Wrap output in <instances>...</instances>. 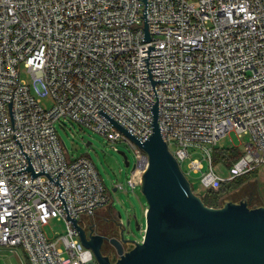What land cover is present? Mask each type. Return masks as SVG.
Instances as JSON below:
<instances>
[{
	"label": "built area",
	"instance_id": "2783aa9c",
	"mask_svg": "<svg viewBox=\"0 0 264 264\" xmlns=\"http://www.w3.org/2000/svg\"><path fill=\"white\" fill-rule=\"evenodd\" d=\"M42 95H51V108ZM156 103L181 167L190 145L231 130L249 135L228 176L215 171L206 147L207 188L264 163V0H0V246L21 248L30 264H89L72 219L113 195L90 156L69 155L56 122L130 144L135 189L149 156L98 110L144 141ZM203 161L193 157L182 169L203 170ZM53 218L66 223L65 234L47 235Z\"/></svg>",
	"mask_w": 264,
	"mask_h": 264
},
{
	"label": "water",
	"instance_id": "95a60500",
	"mask_svg": "<svg viewBox=\"0 0 264 264\" xmlns=\"http://www.w3.org/2000/svg\"><path fill=\"white\" fill-rule=\"evenodd\" d=\"M145 29L149 37L147 22ZM98 111L149 156L141 182L148 202L142 240L132 239L136 242L126 250L118 242L120 254L111 261L101 254L94 236L87 235L79 219H72L81 241L94 250L99 264H264V204L251 205L245 197L228 199L219 206L206 204L194 192L163 137L157 103L153 107V132L144 141L102 107ZM120 153L129 165L126 152ZM135 222L141 229L137 218Z\"/></svg>",
	"mask_w": 264,
	"mask_h": 264
},
{
	"label": "rangeland",
	"instance_id": "374dc122",
	"mask_svg": "<svg viewBox=\"0 0 264 264\" xmlns=\"http://www.w3.org/2000/svg\"><path fill=\"white\" fill-rule=\"evenodd\" d=\"M21 75L29 84H33L32 76L24 65L21 68ZM41 105L46 109L51 108L53 105L51 95H42ZM56 128L70 156L75 158L81 155H88L95 162L104 182L112 191L113 200L111 201L110 208L114 212L120 211L126 224L125 238L129 239L127 241H133L135 243V240H142L146 226V215L143 213V209L145 205L148 206V202L141 191V185L132 189L128 183V178L131 176L136 159L130 144L125 141L111 142L104 134L96 132L91 127L68 118L58 120L56 122ZM248 139L249 135L239 134L235 130H231L225 136L220 137L216 143L205 146L190 145V154L182 164L183 169L188 171L187 162L193 157H199L204 160L203 170L191 171L187 175L194 192L203 198L205 196L208 198L209 196L207 193L209 188L201 180L203 171L208 170L210 164L206 147L210 148L215 171L222 176H228L230 175V167L236 161L233 162L231 160L233 154L232 148L239 149L240 155L238 158H240L244 147L243 143L248 141ZM88 141L91 143L87 144ZM171 147L173 148L174 144H171ZM120 150L126 152L130 161L129 165L125 164ZM224 154L227 155V158H225ZM235 178L241 182H238L235 186L232 185L229 190H225L221 194L222 197H225V201L228 199L240 200L245 197L251 205L264 204V163L257 165L254 169ZM231 180H225L224 182L230 184L232 182ZM118 182H123L124 188L114 190L115 183ZM220 201L221 198L219 199ZM108 209L107 207L100 208L98 214L107 215L109 213ZM83 218L84 216L80 221ZM135 218L141 224V229L137 228ZM128 220H131V222L127 223ZM44 229L49 237H55L57 234H65L67 232V225L63 220L53 218L44 226ZM17 251L12 250L8 246L1 245L0 264H30L26 253L21 248H18Z\"/></svg>",
	"mask_w": 264,
	"mask_h": 264
},
{
	"label": "flooded vegetation",
	"instance_id": "af4514ba",
	"mask_svg": "<svg viewBox=\"0 0 264 264\" xmlns=\"http://www.w3.org/2000/svg\"><path fill=\"white\" fill-rule=\"evenodd\" d=\"M110 205L111 203L105 206V208H109L107 215H99L97 211L92 215L84 216L80 223L85 228L88 236H94V243L99 247L101 254L113 261L120 254L118 242L121 243L124 250L128 249L134 242L124 240L126 224L121 212L112 211ZM90 249L92 259L89 264H99L94 250Z\"/></svg>",
	"mask_w": 264,
	"mask_h": 264
},
{
	"label": "trees",
	"instance_id": "16d2710c",
	"mask_svg": "<svg viewBox=\"0 0 264 264\" xmlns=\"http://www.w3.org/2000/svg\"><path fill=\"white\" fill-rule=\"evenodd\" d=\"M228 149H231V148H228ZM233 150V154H232V161L234 162L235 160H237L238 156L240 155V151L239 149H236V148H232ZM225 158H227V155L224 154ZM232 164V162H231ZM225 181V180H224ZM222 182L219 189H214V188H209L208 189V198L207 196H205L204 198L202 197V199L204 200V202L208 205H212V206H218L219 204H222L224 201H225V197H222L221 194H223L225 192V190H229L232 185H236L238 182H241V181H237L236 178L232 179L231 183L228 184L227 182ZM221 198V203L219 202V199Z\"/></svg>",
	"mask_w": 264,
	"mask_h": 264
},
{
	"label": "crops",
	"instance_id": "0c3cea01",
	"mask_svg": "<svg viewBox=\"0 0 264 264\" xmlns=\"http://www.w3.org/2000/svg\"><path fill=\"white\" fill-rule=\"evenodd\" d=\"M224 203V202H223ZM146 209H147V205L144 206V209H143V213L145 214L146 212Z\"/></svg>",
	"mask_w": 264,
	"mask_h": 264
}]
</instances>
